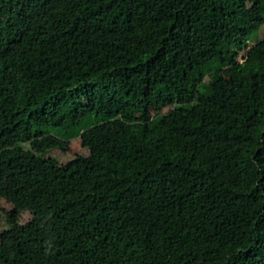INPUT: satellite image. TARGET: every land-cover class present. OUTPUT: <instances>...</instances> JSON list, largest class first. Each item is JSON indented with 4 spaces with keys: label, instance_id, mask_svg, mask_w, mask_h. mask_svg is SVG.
Masks as SVG:
<instances>
[{
    "label": "trees",
    "instance_id": "16d2710c",
    "mask_svg": "<svg viewBox=\"0 0 264 264\" xmlns=\"http://www.w3.org/2000/svg\"><path fill=\"white\" fill-rule=\"evenodd\" d=\"M247 25L244 0H0V198L30 214L7 215L0 264H264ZM75 138L87 155L45 161Z\"/></svg>",
    "mask_w": 264,
    "mask_h": 264
},
{
    "label": "rangeland",
    "instance_id": "374dc122",
    "mask_svg": "<svg viewBox=\"0 0 264 264\" xmlns=\"http://www.w3.org/2000/svg\"><path fill=\"white\" fill-rule=\"evenodd\" d=\"M247 7L248 25L247 32L253 33L250 36L249 43H255L257 40L264 38V18L262 15V5L264 0H244ZM245 51L241 52L238 57V61H241V57ZM216 67L222 72L228 89L232 92L235 100L241 105L249 104L244 90L231 78L230 68L224 65L222 61L216 62ZM201 83L206 85L210 82L207 72L204 70L200 73ZM220 101L224 104L229 103L230 98L226 93H222ZM164 111H167L165 109ZM16 150L20 153L29 154L30 149L27 144H17ZM86 149L81 147L79 138H75L67 141L66 148L64 150H51L45 154L44 159L46 162H50L56 166H66L70 161L80 155H87ZM22 201L27 203L29 201L28 195H23ZM13 213L15 219L20 223H25L30 220V214L19 208L18 204L12 202L7 196L0 198V232L5 226V221L8 214Z\"/></svg>",
    "mask_w": 264,
    "mask_h": 264
}]
</instances>
